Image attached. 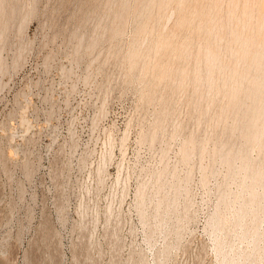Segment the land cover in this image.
<instances>
[{
  "label": "rangeland",
  "instance_id": "rangeland-1",
  "mask_svg": "<svg viewBox=\"0 0 264 264\" xmlns=\"http://www.w3.org/2000/svg\"><path fill=\"white\" fill-rule=\"evenodd\" d=\"M213 1L0 0V264H264V218L234 214L264 140L244 146L252 99L221 87L258 71Z\"/></svg>",
  "mask_w": 264,
  "mask_h": 264
},
{
  "label": "bare ground",
  "instance_id": "bare-ground-1",
  "mask_svg": "<svg viewBox=\"0 0 264 264\" xmlns=\"http://www.w3.org/2000/svg\"><path fill=\"white\" fill-rule=\"evenodd\" d=\"M164 0H162V3H163ZM210 1V0H209ZM244 3H243V7L242 8H238V1L237 0H227V9H226V12H225V24L229 26V33H230V43H232V41L234 42H237L238 45H237V49L234 50L232 52V49H231V52L234 56L237 57L236 59V62L238 63L237 60H242L243 62H246L248 61L249 64L247 66V68L245 70H248L249 68H253L254 69V72L255 71H258V74L255 72V74L253 76H251L250 78L244 73L245 71H241V72H237V69L236 70H233L232 72V76H234V74H236L237 76L239 75H246V77H248V79L244 76H240L241 78V82H243L244 80L247 79V85H246V88L243 90V87L241 86V88L237 85L235 86V83L234 86H229L228 87L227 85L228 84H225L223 83L221 85L222 89H224V91L226 92L227 96H228V104L230 106H232V108L235 106V105H238L240 106V101L242 99H244L243 97H248V100L252 99L251 101V104L249 103L250 106L246 105V103H244V108H245V114H246V118L244 116H241V118H245L246 120H242L241 119V123L244 122V124L242 123L243 125V136L244 138V146H262V138H264V0H243ZM161 2V0H160ZM160 3V4H162ZM218 2L217 0H214L212 2L213 6L216 5ZM180 4H181V1H180ZM159 6V5H158ZM163 6V5H162ZM209 6V5H208ZM124 7V2L122 4V8ZM211 8V7H210ZM216 8V7H215ZM214 8V10H215ZM161 10V9H160ZM201 10V9H200ZM211 10V9H209ZM203 13V12H202ZM206 13V12H205ZM209 15V14H207ZM149 17V16H148ZM182 17V15H181ZM179 18L177 23L179 25H181L183 23V19L184 18ZM183 17L184 14H183ZM204 18V17H203ZM221 19V18H220ZM219 19V20H220ZM188 20V19H187ZM210 20V19H209ZM208 20V22H209ZM214 21V20H213ZM185 22V21H184ZM205 22V21H204ZM176 23V24H177ZM187 23V22H186ZM212 23V22H211ZM218 23V22H217ZM222 22H220L221 24ZM143 25V24H142ZM178 26V25H177ZM182 26V25H181ZM207 26V25H206ZM225 26V25H224ZM241 26V28H244V29H247L246 31L248 32V30H250V35L246 33V35L242 34L240 31H238V28ZM145 28V26H143ZM213 27V26H212ZM180 28V27H179ZM209 28V27H208ZM140 29V27H139ZM220 29L223 30L222 27H220ZM146 30V29H145ZM200 30V29H199ZM218 30V29H217ZM217 30H216V36H214V38H217ZM141 31H143L141 29ZM158 31V30H157ZM211 31H212V28H211ZM140 32V30H139ZM199 32V31H198ZM204 32V31H203ZM209 33V32H208ZM211 33V32H210ZM221 33V32H220ZM249 33V32H248ZM147 34V33H146ZM209 35V34H208ZM211 35V34H210ZM221 35V34H220ZM173 36V35H172ZM175 36V35H174ZM161 36H159V39H160ZM208 36H206L207 38ZM222 38V37H220ZM157 39V38H156ZM158 39V40H159ZM209 39V38H208ZM140 40V39H139ZM141 41V40H140ZM207 41V40H206ZM216 41V39H215ZM214 41V42H215ZM153 42V40H152ZM184 42V41H183ZM205 42V41H204ZM221 42V41H220ZM219 42V43H220ZM207 43V42H206ZM229 43V44H230ZM178 44V43H177ZM236 44V43H235ZM234 44V46H235ZM139 45V44H138ZM155 47V49H165L166 46H168V41L167 40H159V41H156L155 40V43L153 44ZM189 44H187V47H188ZM199 45V44H198ZM232 45V44H231ZM176 46V45H175ZM179 46V48H178ZM220 45L216 46V42H215V45H209L204 47V49L202 50H199L197 51V57L196 59H198L197 62L199 61H203L204 63V66L206 68V77L210 78V75L214 70V68H217L216 65H217V62H218V48ZM140 47V46H139ZM137 47V49L139 48ZM199 47V46H198ZM225 47V46H224ZM178 50H177V49ZM176 48L173 50V51H177L178 54L181 53V56L185 55L183 53L184 50L186 49L184 44L183 43H180V45H177ZM235 48V47H234ZM135 49V48H134ZM230 49V48H229ZM198 50V49H197ZM135 51H138L135 49ZM175 51V52H176ZM186 51V50H185ZM226 51V50H225ZM165 52V51H164ZM176 52V54H177ZM200 52V53H199ZM137 53H140V52H137ZM136 52H131V58H132V62H134V58L136 57L137 55ZM156 53V52H155ZM161 53V52H160ZM191 53V52H190ZM196 53V52H195ZM177 54V55H178ZM189 54V53H188ZM194 54V53H193ZM139 55V54H138ZM190 55V54H189ZM195 55V54H194ZM176 56V55H175ZM180 56V57H181ZM179 57V58H180ZM221 57V56H220ZM130 58V59H131ZM170 58V57H169ZM178 58V57H177ZM220 59V58H219ZM137 60V59H136ZM161 60V59H160ZM170 62V61H169ZM172 62V61H171ZM221 62V61H220ZM230 62V61H229ZM242 62V63H243ZM156 63V62H155ZM154 63V64H155ZM164 63V62H163ZM195 63V62H194ZM200 63V62H199ZM235 63V60L234 62ZM247 63V62H246ZM147 64V63H146ZM158 64V63H157ZM167 64V63H166ZM172 64V63H171ZM224 64V63H223ZM222 64V66H223ZM230 64V63H229ZM245 64V63H244ZM234 66L237 67V65L233 64ZM173 66V65H172ZM218 66V65H217ZM244 66V65H243ZM144 67V66H143ZM159 68V72L160 73L159 75H164L169 72H173V70L171 71L170 67H168V65H165L161 63V65L158 66ZM195 70V69H194ZM194 70L192 72H194ZM198 70H199V67H198ZM197 70V71H198ZM183 71V70H182ZM181 71L180 69V76L181 75L184 77L185 75L188 76V74H185ZM195 71V72H197ZM230 71V68L228 70V72ZM194 72V74H195ZM199 72V71H198ZM197 72V73H198ZM247 72H250V71H247ZM175 73H176V70H175ZM214 73V72H213ZM179 74V73H178ZM193 74V73H192ZM193 74V75H194ZM199 74V73H198ZM201 74V73H200ZM199 74V75H200ZM229 74V73H228ZM257 74V75H256ZM226 75V74H225ZM153 76V75H152ZM162 76L160 77V79L162 78ZM168 76V74H167ZM155 78V76H153ZM158 77V75H157ZM186 77V76H185ZM194 77L195 79H193L194 82H196V80L200 79L199 76L196 74L195 76H192ZM223 77H226V76H223ZM164 78V77H163ZM202 78V76H201ZM205 78V77H204ZM208 78L209 81H211L210 79ZM213 78V77H212ZM238 78V77H237ZM244 78V80H242ZM206 79V78H205ZM225 79V78H224ZM232 79V78H231ZM158 80V79H157ZM156 80V81H157ZM184 80V79H182ZM218 80V79H217ZM237 80V79H236ZM154 81V80H153ZM181 81V80H180ZM225 81V80H224ZM220 82V81H219ZM227 82V81H226ZM210 83V82H208ZM212 83V82H211ZM218 84V82H217ZM246 84V83H245ZM220 85V84H219ZM232 85V84H231ZM210 86V84L208 85ZM227 87V88H226ZM212 89V88H211ZM216 89V88H215ZM221 89H219L220 91ZM222 91V90H221ZM242 92H243V96H242V99L239 98L241 97L242 95ZM220 93V92H219ZM223 93V92H222ZM225 95V94H224ZM245 97V98H246ZM250 97V99H249ZM240 99V100H239ZM227 100V99H226ZM247 101V100H246ZM227 102V101H226ZM250 102V101H249ZM211 103V102H210ZM242 103V102H241ZM227 105V103H226ZM241 105V108L242 106ZM221 106V105H220ZM237 106V107H238ZM236 107V106H235ZM234 107V109H235ZM222 108V107H221ZM240 108V107H238ZM243 108V109H244ZM240 111V113L242 114V110ZM223 110V109H222ZM229 110V109H228ZM228 110L226 112H228ZM220 111V110H219ZM231 112V111H230ZM239 112V109L236 111V113ZM233 113V111H232ZM225 114V113H224ZM239 114V113H238ZM236 114V116L238 115ZM243 114V115H245ZM235 116V117H236ZM240 116V115H238ZM241 125V127H242ZM242 129V128H241ZM191 141V140H190ZM188 142V141H187ZM189 144V143H188ZM187 147V146H186ZM185 147V144L183 146V148H185V151L184 149L182 154H185V156L188 157V148ZM246 148V147H245ZM248 148V147H247ZM251 148V147H250ZM253 148V147H252ZM241 149V148H240ZM187 150V151H186ZM243 150V148L241 149V151ZM248 150V149H247ZM231 152V151H230ZM240 152V151H239ZM243 153H244V150H243ZM237 154H238V149H237ZM244 155V154H243ZM184 156V155H183ZM242 156V155H241ZM239 156V157H241ZM246 155H244L243 157H245ZM237 157V156H236ZM242 158V157H241ZM249 158V157H248ZM250 159V158H249ZM245 160V162H243V165L241 166V169L244 170V174H246V176H248V178H250V183L246 185L244 184L246 181V179H243L241 182H238L240 183L242 189L245 191V194L244 195H240L236 198H240V201L238 203V206L237 208L234 210V214H235V217L237 218L238 222H240L242 219H244L246 216L248 215H251V219H252V222L254 224H256L257 222H259L260 220H262V218H264V214H259L257 212V210H255L253 208V206H256L257 204L260 203V201L262 199H264V161H262L261 165H259V167H252V163H249L248 160ZM229 163L231 164V162L229 161ZM252 164V165H250ZM255 164V163H254ZM233 165V164H232ZM231 165V166H232ZM230 167V166H229ZM233 167V166H232ZM230 169H232L230 167ZM238 169V168H237ZM233 172V170H231ZM230 171V172H231ZM240 172V171H239ZM243 178V177H242ZM244 178H246L244 176ZM244 181V182H243ZM258 184H261L262 185V191L261 193L257 192L256 191V186H258ZM250 217V216H248Z\"/></svg>",
  "mask_w": 264,
  "mask_h": 264
}]
</instances>
